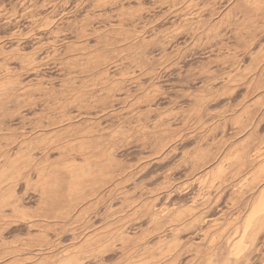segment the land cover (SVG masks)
Listing matches in <instances>:
<instances>
[{
    "label": "bare ground",
    "instance_id": "1",
    "mask_svg": "<svg viewBox=\"0 0 264 264\" xmlns=\"http://www.w3.org/2000/svg\"><path fill=\"white\" fill-rule=\"evenodd\" d=\"M0 34V264H264V0H0Z\"/></svg>",
    "mask_w": 264,
    "mask_h": 264
},
{
    "label": "rangeland",
    "instance_id": "2",
    "mask_svg": "<svg viewBox=\"0 0 264 264\" xmlns=\"http://www.w3.org/2000/svg\"><path fill=\"white\" fill-rule=\"evenodd\" d=\"M106 1H107V0H106ZM108 1H110V0H108ZM83 3H85V2H83ZM82 5H83V4H82ZM85 5L88 6L87 9L90 8L91 6H92V8H95L94 5H91V4H89V3H85ZM89 6H90V7H89ZM79 18H80V20L82 19L81 17H79ZM79 18H78V20H79ZM73 26H74V25H71V28H73ZM63 29H64V31H63ZM68 29H69L68 27H65V26H64V27H62V28L60 29L59 32H57V33L55 32V33H56V35L59 33L57 36H60V35L63 34V32L65 33V30H66V32H67ZM58 30H59V29H58ZM58 30H57V31H58ZM61 30H62V32H61ZM0 35H1V34H0ZM4 35H5V34H4ZM56 35H54V33H53V36L56 37ZM88 39H89V38H88ZM90 39H94V40H93L94 42L96 41V40H95L96 38H94V36H93L92 38L90 37ZM90 39L88 40V44L91 45V48L93 47L92 44H95V46H96V45H97V46H101V45H102V44L98 45V43H96V42H98V41H96L95 43H91L92 41H90ZM53 40H57V39H55V38H51V39H49V40H48L49 42L47 41L48 43H47L46 45H44V48H45V46H48L50 43H51L50 46L53 47V46L56 44V42H53ZM73 40H74V41H73ZM71 41H72V43H73V42L76 43L78 40L72 38V39L69 40V42H71ZM89 41H90V42H89ZM57 43H58V45H55V46H56V47H57V46L59 47L60 44H59V42H57ZM72 43H71V44H72ZM76 44H77V43H76ZM88 44H87V45H88ZM73 45H74V44H73ZM89 45H88V48H90ZM50 46L46 47V49H48ZM74 46H75V45H74ZM56 47H54V48H56ZM49 49H50V48H49ZM51 49H52V48H51ZM27 51H28V50H27ZM127 60H128V59L126 58V61H127ZM132 64H133V65H132L133 67L136 65V64L134 65V63H132ZM132 66H131V68H132ZM54 83H55V85H56V88L61 86V82H60V81H56V80H54ZM59 84H60V85H59ZM222 111H224V109H221V108H220V109L218 110L219 113H221ZM187 114H188V112H186V111L179 113V117H180L181 120H180V122H178V123L174 126L176 130H182V129L187 128V127H189V126L191 125V123H188V122H185V123H184L183 120H182V118H184ZM43 117H44V113H37V115H36V114H35V115H31L28 121H29L31 124H33V127H32L31 124L28 122L30 125H29L28 123H26V124L24 125L26 128H17V129H15V130H13L14 133H15V136L18 137L17 140H16V144H18V140H20V138H21L20 136H21V135H22L24 138H26L27 136H29V137H31V136H32V137L35 136V129H36L37 133H45V134H47V135H50V133H51V132L49 131L50 129H47V130H46V127H45V126H41V125H36V126H35V121H38L39 119H42ZM45 119H46V118L42 119L44 125H45ZM88 121H92V120H89V119H88ZM27 124H28L29 126H28ZM83 125H84V124H83ZM83 125H82V126H83ZM30 126H31V128H30ZM107 130H108V129H107ZM31 131H34V134L30 136V135H28V134H29ZM24 133H26V134H24ZM32 137H31V138H32ZM16 144H15V145H16ZM23 237H25V238H27V237H26V236H22V239H21V240H22V241H25V239H24ZM23 239H24V240H23ZM17 243H18V242H17ZM24 263H25V264H28V263L30 264V262H27V263H26V262H23V261H20V262H19V264H24Z\"/></svg>",
    "mask_w": 264,
    "mask_h": 264
}]
</instances>
